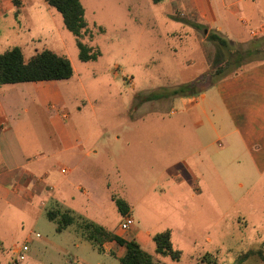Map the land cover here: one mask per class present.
Returning a JSON list of instances; mask_svg holds the SVG:
<instances>
[{
    "label": "rangeland",
    "instance_id": "1",
    "mask_svg": "<svg viewBox=\"0 0 264 264\" xmlns=\"http://www.w3.org/2000/svg\"><path fill=\"white\" fill-rule=\"evenodd\" d=\"M1 1L0 53L21 46L28 60L51 48L71 60L75 73L60 81L63 99L50 105L70 112L87 145L96 143L98 153L84 163L108 186L102 201L82 207L88 194L77 186L87 187L88 179L80 165L66 174L55 171L59 187L37 196L26 210L0 199V264H120L124 248L108 241L101 250L86 238L85 221L128 239L149 230L143 248L154 264H264L256 252L242 259L249 251H264V174H254L242 161L231 164L233 150L221 153L224 161L218 165L212 149H203L197 137L194 111L186 112L175 101L166 104L169 98L158 102L160 111L153 102L139 104L157 90L193 81L209 84V64L199 55L191 19L177 11L176 2L80 0L88 24L83 42L97 53L94 60H82L77 37L45 0ZM216 47L210 41L202 46L204 54L214 55L211 65L222 62L223 53L215 57ZM21 84L26 93L16 95L20 84H0V93L10 90L13 97L26 95L23 101L32 102L20 106L8 123L27 150H42L41 138L51 131L47 114L30 97L31 85ZM214 148L222 151L218 143ZM68 190L77 200L67 199ZM118 199L134 220L128 231L119 228ZM99 205L102 216L90 209ZM53 209L72 210L75 221L57 231L58 221L48 217ZM167 229L181 251L179 260L155 251L153 236Z\"/></svg>",
    "mask_w": 264,
    "mask_h": 264
},
{
    "label": "crops",
    "instance_id": "2",
    "mask_svg": "<svg viewBox=\"0 0 264 264\" xmlns=\"http://www.w3.org/2000/svg\"><path fill=\"white\" fill-rule=\"evenodd\" d=\"M173 1L176 2L177 11L185 12L191 21L201 26L197 28L190 25L192 35L197 37L200 45L199 55L202 62L206 66L209 64V84L200 85L199 81H193L191 87H196L199 91L197 94L164 96L145 102H141L140 99V106L153 102L160 111L162 108L158 102L169 98L166 104L175 101L176 104L182 105L186 112L194 111L192 120L197 127V137L204 144L203 149L209 152L212 149V157L215 158L216 155L218 165L224 161L220 154L227 155L230 150H233L236 155L231 156V164L242 161L255 170L254 174L263 175L264 60L244 64L236 72H232L229 68L222 74L213 75L215 65L210 64V59L214 55H207V52L204 54L201 50L203 44L209 42L207 36L210 32H216L225 37L234 49H238L235 43L242 46L240 49L249 48L254 39L264 36V0ZM14 3L19 4L18 0ZM46 5L50 8L47 2ZM200 31L203 37H200ZM222 57L225 59L228 54ZM60 81L63 80L25 82L31 85L30 97H34L38 109H42L47 114L51 128V131L45 134L46 137L41 138V141L44 139L43 143L46 144L42 150H27L25 145L19 142L8 123L9 119L17 118L20 106L30 105L32 102L23 101V99L26 100V95L21 96L22 100L13 97L14 93L10 90L0 93V126L2 127L0 129V199L19 210L34 206L37 196L53 192L59 187L54 176L55 171L66 174L72 172L75 167L83 166L84 175H87L88 179L85 181L88 185L86 184L87 187L79 185L77 189L88 194L85 202L80 201V205L86 209L93 205L91 203L95 200L102 201L105 195L104 186H108L107 182L97 181L90 173L92 168L86 167L84 163L85 158L98 153L96 143L87 145L85 136L70 112L55 110L53 105H50L51 102L60 103L63 99ZM18 84L21 85V90L15 95L25 94L23 86L25 84ZM166 92L161 89L155 93ZM25 111L28 109L26 108ZM217 143L222 151L214 148ZM62 167L67 169L65 173L61 171ZM65 194L67 199L77 200L69 190ZM40 205L42 207L45 205L42 200ZM95 208L96 210L90 208L94 214L101 216L105 214L103 206L99 205ZM69 211L72 212L70 209ZM149 237L150 231L147 230L139 235L136 233L134 239L143 247V242L148 241ZM15 252L19 253L20 250L15 249Z\"/></svg>",
    "mask_w": 264,
    "mask_h": 264
},
{
    "label": "trees",
    "instance_id": "3",
    "mask_svg": "<svg viewBox=\"0 0 264 264\" xmlns=\"http://www.w3.org/2000/svg\"><path fill=\"white\" fill-rule=\"evenodd\" d=\"M50 6L56 8L63 16L66 27L75 34L80 48L82 60L96 59L97 53L83 42V35L87 32V21L85 9L80 0H45ZM161 0H154L159 2ZM17 2V0H15ZM190 25L197 28L201 26L190 20ZM207 39L217 44L216 58L221 54H228L227 58H221L223 62L215 65L213 74L219 75L231 68L236 72L244 64L264 60V36L254 39L252 45L247 49H234L231 42L216 32H210ZM223 49V50H221ZM222 55V56H223ZM75 73L71 60L63 54H59L49 48L36 52L28 60L25 59L23 49L20 46H13L0 53V84H18L43 80H64ZM199 91L190 85H179L166 93H152L141 98V102L158 99L164 96L194 95ZM117 206L121 214L128 213L125 202L118 199ZM50 220H57V231L64 230L75 221L69 210L53 209L48 211ZM85 236L93 244L103 250L105 242H115L124 248L120 257V264H154L153 257L135 239L125 238L105 227L93 222H83ZM170 229L156 233L153 236L155 251L162 256H169L173 260L181 258V251L176 249L171 240ZM256 252L264 260V251H249L242 256V259L250 253Z\"/></svg>",
    "mask_w": 264,
    "mask_h": 264
},
{
    "label": "built area",
    "instance_id": "4",
    "mask_svg": "<svg viewBox=\"0 0 264 264\" xmlns=\"http://www.w3.org/2000/svg\"><path fill=\"white\" fill-rule=\"evenodd\" d=\"M61 171L65 173L67 169L65 167H62ZM134 225V220L130 213H126L122 215V218L119 222V228L122 231H128L131 229V227Z\"/></svg>",
    "mask_w": 264,
    "mask_h": 264
}]
</instances>
